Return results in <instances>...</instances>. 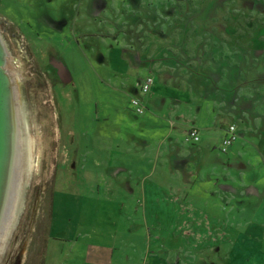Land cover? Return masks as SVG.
Returning a JSON list of instances; mask_svg holds the SVG:
<instances>
[{
    "label": "rangeland",
    "instance_id": "374dc122",
    "mask_svg": "<svg viewBox=\"0 0 264 264\" xmlns=\"http://www.w3.org/2000/svg\"><path fill=\"white\" fill-rule=\"evenodd\" d=\"M0 33L37 166L2 264H117L133 245L142 262L264 264V0H0ZM167 134L187 145L128 150ZM133 154L149 163L132 167L134 223L113 178Z\"/></svg>",
    "mask_w": 264,
    "mask_h": 264
},
{
    "label": "bare ground",
    "instance_id": "6f19581e",
    "mask_svg": "<svg viewBox=\"0 0 264 264\" xmlns=\"http://www.w3.org/2000/svg\"><path fill=\"white\" fill-rule=\"evenodd\" d=\"M9 49L5 37L0 33L1 69L7 79L6 83L10 85L5 88V95L6 100L9 101L10 98L11 101L5 113L8 119L5 133L8 132L9 147L6 149L7 161L5 160L4 165L9 169L6 175L3 173L0 177V263L6 259L9 245L23 214L29 182L37 170L33 157L35 144L27 124L23 121L26 118L20 94L21 82L17 72L11 69L9 58L12 54ZM11 93L13 98L10 97Z\"/></svg>",
    "mask_w": 264,
    "mask_h": 264
},
{
    "label": "crops",
    "instance_id": "0c3cea01",
    "mask_svg": "<svg viewBox=\"0 0 264 264\" xmlns=\"http://www.w3.org/2000/svg\"><path fill=\"white\" fill-rule=\"evenodd\" d=\"M143 101L145 103V102H147V99L144 98ZM145 105H146V107H150L146 103H145ZM140 116H143V115H140ZM143 122H145V121H143ZM198 128L202 130V126H199ZM201 133L203 135L204 132L202 131ZM224 134H226V133H224ZM224 134H223V137L225 136ZM170 136H171V134H167L165 136V138H159V139H157L158 144H156V143L153 144V143H150V142H146V143L142 144V143H137L136 141H134V143H133L134 145H131L130 149L128 148V150H134V148L136 149L137 146H140V145H143L142 148L144 150L149 149L150 147H152V145H157V146L160 147V149H162V147L165 146V145H176L174 147H177V148H178L177 145H187L185 143V140L182 143H180L178 140H174L173 142H171ZM166 139H168V140H166ZM184 139H185V136H184ZM221 142H222V139L220 140V142L218 144L220 145ZM210 146H212V148L215 149L216 146H218V145L216 144V146H215V143L213 142ZM115 147H117V149L120 150V148H122V145H116ZM127 154H128V151H127ZM165 160H167V159H165ZM129 161H130L129 159H127L126 161L123 159V160H119L118 162H119V164L124 165V163L126 164V162H128V164H129ZM136 161L137 162H139V161L142 162L143 165H149L148 162H145L143 159L136 158V156L133 154L131 168H129L130 165H127V174L115 173L114 176H113V178H115L116 179V182L118 183V188L120 187L119 188L120 190H117V189H115V190L118 191V192L120 191L119 193H124V194L130 195L133 198L132 200L129 199L127 201H122V202L119 203V205L121 207H123L124 209L130 210L129 212H127L129 214L128 217H130V213H133V210L135 208V202H134V197H135L134 194H135V191L133 189H134V184H135V181H136L137 178H135V173H134L135 170L132 167H133V165H136ZM160 161L162 162V160H160ZM150 163H151V161H150ZM160 164L162 166V163H160ZM142 168H145L146 169L147 167H141L139 169V171ZM155 171H157V170H155ZM161 172H163V171H161ZM143 178H147L150 181V183H152V184H150V187L145 190L146 191L145 192L146 193V196L148 194L151 195L150 193H152V194L155 193L156 194V198L154 200L155 204H154L153 200L151 199V197L149 196L148 203L145 205L146 206V209L148 207L151 209V203L152 202H153V204H154L155 207L162 205V203H163V197L164 196H167V192L168 191H167V189H164L163 190V188H161L160 186L156 185V183L160 179V177L156 173H152V172H150V173H144L143 176L140 177V179H138V181H141ZM168 180H169V178H168ZM195 194L198 196L200 193H195ZM187 197H189V193H187ZM111 204H115L116 205L117 202L111 201ZM129 221L130 222H133V223L135 222V220L132 219V217L129 218ZM151 243H152L153 246H157V245H159V247L165 246V243H162V242H154L153 241ZM135 247L136 246H134V245L131 247L133 249V253L134 254L136 253V248ZM110 252H111V257H113L112 259L114 261H116L117 264H141V263H143V264H166V260H164V255L161 252L147 254V256H145L146 260L144 262H142V256L143 255L140 256L141 254H139L140 257H137L134 254H133L134 256L129 254L128 255V259L126 261H124L122 259V257H120L121 255L119 256V255H117V253H115L116 252V249H114L113 251H110ZM125 253H128V251H126V252L124 251L121 254H125ZM80 255H83V253L80 252ZM98 255L99 254H95V256H91L93 258H89L88 259V262H90V264H98ZM79 257H81V256H79ZM80 259H82V258H80ZM88 262H86V261L85 262L80 261V264H89ZM52 264H54V262H52ZM106 264H112V263H110V261H108Z\"/></svg>",
    "mask_w": 264,
    "mask_h": 264
},
{
    "label": "water",
    "instance_id": "95a60500",
    "mask_svg": "<svg viewBox=\"0 0 264 264\" xmlns=\"http://www.w3.org/2000/svg\"><path fill=\"white\" fill-rule=\"evenodd\" d=\"M6 81L7 79L6 77H4V71H2L1 63H0V177L3 173L4 175H6L7 174L6 171L9 169L4 165L5 160L7 161L6 149L7 147H9V145H7L8 132L5 133L6 126H8V119L7 117H5V113H6V109L8 108V104H11V101L8 102L6 100L5 88L9 85L8 83H6Z\"/></svg>",
    "mask_w": 264,
    "mask_h": 264
},
{
    "label": "built area",
    "instance_id": "2783aa9c",
    "mask_svg": "<svg viewBox=\"0 0 264 264\" xmlns=\"http://www.w3.org/2000/svg\"><path fill=\"white\" fill-rule=\"evenodd\" d=\"M153 83L154 82L152 79L150 78L146 79L143 85L141 86L142 93L148 94ZM132 103L138 114L142 115L145 112V108L138 100H133ZM188 138L193 143L200 142V136L198 130L195 128L190 129L188 133ZM237 140H238V136H237L236 128L232 126L226 131L225 137L222 139V142L220 144L221 152L227 154L229 149H231V147L237 142Z\"/></svg>",
    "mask_w": 264,
    "mask_h": 264
},
{
    "label": "trees",
    "instance_id": "16d2710c",
    "mask_svg": "<svg viewBox=\"0 0 264 264\" xmlns=\"http://www.w3.org/2000/svg\"><path fill=\"white\" fill-rule=\"evenodd\" d=\"M133 104V103H132ZM146 109V108H145ZM137 113V112H136ZM138 114V113H137ZM145 114V112L142 114V115H144ZM139 115H141V114H139Z\"/></svg>",
    "mask_w": 264,
    "mask_h": 264
}]
</instances>
